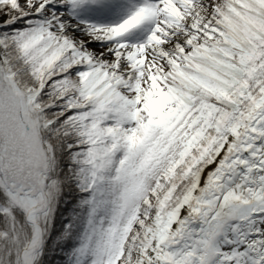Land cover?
<instances>
[{
    "label": "snow or ice",
    "instance_id": "6c2138e0",
    "mask_svg": "<svg viewBox=\"0 0 264 264\" xmlns=\"http://www.w3.org/2000/svg\"><path fill=\"white\" fill-rule=\"evenodd\" d=\"M0 264H264V0H0Z\"/></svg>",
    "mask_w": 264,
    "mask_h": 264
}]
</instances>
